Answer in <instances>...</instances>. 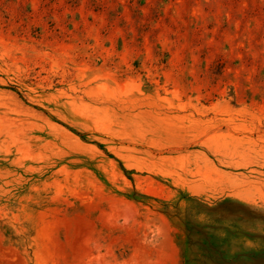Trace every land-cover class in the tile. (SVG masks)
Returning <instances> with one entry per match:
<instances>
[{"label":"rangeland","instance_id":"obj_1","mask_svg":"<svg viewBox=\"0 0 264 264\" xmlns=\"http://www.w3.org/2000/svg\"><path fill=\"white\" fill-rule=\"evenodd\" d=\"M0 264H264V0H0Z\"/></svg>","mask_w":264,"mask_h":264}]
</instances>
